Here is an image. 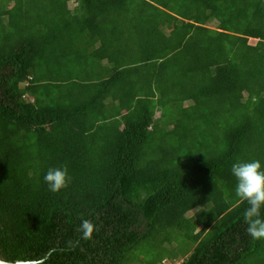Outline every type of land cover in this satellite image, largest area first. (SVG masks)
Listing matches in <instances>:
<instances>
[{
	"label": "trees",
	"instance_id": "trees-1",
	"mask_svg": "<svg viewBox=\"0 0 264 264\" xmlns=\"http://www.w3.org/2000/svg\"><path fill=\"white\" fill-rule=\"evenodd\" d=\"M263 146L264 0H0V259L264 264Z\"/></svg>",
	"mask_w": 264,
	"mask_h": 264
},
{
	"label": "clouds",
	"instance_id": "clouds-1",
	"mask_svg": "<svg viewBox=\"0 0 264 264\" xmlns=\"http://www.w3.org/2000/svg\"><path fill=\"white\" fill-rule=\"evenodd\" d=\"M231 173L236 180V196L249 205L244 214L247 234L253 239L264 238V163L240 160L232 164ZM43 179L50 191L59 192L67 187L71 177L66 167H56L49 168ZM82 226L88 236V222L84 221Z\"/></svg>",
	"mask_w": 264,
	"mask_h": 264
},
{
	"label": "water",
	"instance_id": "water-1",
	"mask_svg": "<svg viewBox=\"0 0 264 264\" xmlns=\"http://www.w3.org/2000/svg\"><path fill=\"white\" fill-rule=\"evenodd\" d=\"M24 263H25L24 261H19L17 263H11V262L0 259V264H24Z\"/></svg>",
	"mask_w": 264,
	"mask_h": 264
},
{
	"label": "rangeland",
	"instance_id": "rangeland-1",
	"mask_svg": "<svg viewBox=\"0 0 264 264\" xmlns=\"http://www.w3.org/2000/svg\"><path fill=\"white\" fill-rule=\"evenodd\" d=\"M70 5H71V6H72V5H74V1H71V4H70ZM255 42H256V40H255V39H251V43H253V44H254ZM263 148H264V146H263ZM167 264H168V263H167ZM170 264H171V263H170Z\"/></svg>",
	"mask_w": 264,
	"mask_h": 264
}]
</instances>
